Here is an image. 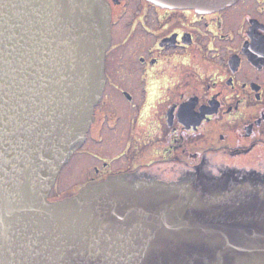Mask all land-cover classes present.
<instances>
[{
	"label": "water",
	"instance_id": "1",
	"mask_svg": "<svg viewBox=\"0 0 264 264\" xmlns=\"http://www.w3.org/2000/svg\"><path fill=\"white\" fill-rule=\"evenodd\" d=\"M110 20L106 0H0V264H264V181L114 175L48 199L101 98Z\"/></svg>",
	"mask_w": 264,
	"mask_h": 264
},
{
	"label": "flooded vegetation",
	"instance_id": "2",
	"mask_svg": "<svg viewBox=\"0 0 264 264\" xmlns=\"http://www.w3.org/2000/svg\"><path fill=\"white\" fill-rule=\"evenodd\" d=\"M106 1L104 89L84 142L58 176L84 165L72 192L62 195L55 181L48 199L114 175L196 180L216 193L234 179L264 181V0L206 11Z\"/></svg>",
	"mask_w": 264,
	"mask_h": 264
},
{
	"label": "rangeland",
	"instance_id": "3",
	"mask_svg": "<svg viewBox=\"0 0 264 264\" xmlns=\"http://www.w3.org/2000/svg\"><path fill=\"white\" fill-rule=\"evenodd\" d=\"M76 161L77 160H75V162ZM82 165H84V164L83 163L80 164V161H78L77 165H76V169L72 168L73 170H71L70 169L71 165H70L68 170H66V171L62 170V172L60 173V175L58 176V178L56 180V184L58 185V188H57L58 192L59 191L62 192V195L65 193V190L67 193L72 192L71 190L74 186V183L77 182V179H79V177H77L78 176V173H77L78 168ZM67 190H69V191H67Z\"/></svg>",
	"mask_w": 264,
	"mask_h": 264
}]
</instances>
